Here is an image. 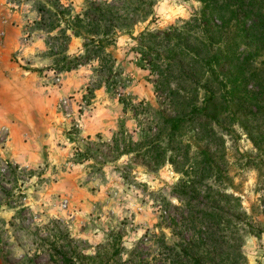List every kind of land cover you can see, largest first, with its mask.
<instances>
[{"label": "rangeland", "instance_id": "1", "mask_svg": "<svg viewBox=\"0 0 264 264\" xmlns=\"http://www.w3.org/2000/svg\"><path fill=\"white\" fill-rule=\"evenodd\" d=\"M92 1L122 3L4 0L21 18L12 24L20 31L18 49L9 54L15 74L0 99L3 264H84V255H97L103 264H161L154 236L164 233L167 244L174 242L161 210L179 205L172 189L180 175L168 163L152 167L158 100L133 38L145 28L179 26L199 15L201 5L154 0L153 15L107 49L116 83L97 87V64L84 65V38L67 26ZM77 57L75 70L60 72ZM211 128V150L220 151L234 186L228 192L240 198L254 228L242 232L246 264H264V141L258 149L239 126L234 134ZM115 248L121 249L112 255Z\"/></svg>", "mask_w": 264, "mask_h": 264}, {"label": "trees", "instance_id": "2", "mask_svg": "<svg viewBox=\"0 0 264 264\" xmlns=\"http://www.w3.org/2000/svg\"><path fill=\"white\" fill-rule=\"evenodd\" d=\"M119 1L120 6L92 1L67 24L73 36L84 38V65L97 64V87L116 83L118 72L107 52L114 38L131 36L137 24L153 15L154 0ZM195 1L201 5L199 15L179 26L145 28L133 38L158 100L152 167L168 163L180 175L172 189L179 205L166 203L161 210L174 242L167 244L164 233L154 238L161 264H246L242 232L254 228L240 198L228 192L234 187L231 178L220 151H212L209 142L211 125L229 134L239 126L258 149L264 141L259 129L264 117V0ZM80 59L67 60L60 72L75 70ZM203 140L206 144H199ZM84 264L103 263L97 255H84Z\"/></svg>", "mask_w": 264, "mask_h": 264}, {"label": "crops", "instance_id": "3", "mask_svg": "<svg viewBox=\"0 0 264 264\" xmlns=\"http://www.w3.org/2000/svg\"><path fill=\"white\" fill-rule=\"evenodd\" d=\"M20 18L18 12L11 11L4 3V0H0V99L7 94L4 86L5 84H10V77L15 74L14 64L10 61L9 54L18 49L20 31L12 24L14 21H19ZM7 130V133L11 132L8 128ZM7 151V149L3 150V152ZM4 158L10 160L12 163H19L12 156L8 155L7 157L4 156ZM0 264H3L1 259Z\"/></svg>", "mask_w": 264, "mask_h": 264}]
</instances>
